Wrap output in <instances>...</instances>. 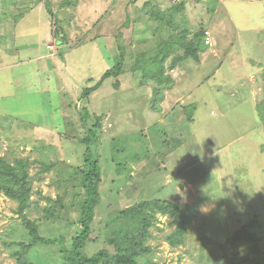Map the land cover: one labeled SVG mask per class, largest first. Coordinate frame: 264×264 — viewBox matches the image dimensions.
Here are the masks:
<instances>
[{
	"label": "rangeland",
	"instance_id": "rangeland-1",
	"mask_svg": "<svg viewBox=\"0 0 264 264\" xmlns=\"http://www.w3.org/2000/svg\"><path fill=\"white\" fill-rule=\"evenodd\" d=\"M252 1L243 5L248 13L260 6ZM220 22L231 27L216 0H0V158L26 164L30 200L22 215L39 236L61 238L68 249L77 228L85 194L73 172L85 148L69 138L84 136L76 113L87 100L102 117L92 239H104L119 210L155 196L177 204L189 226L183 244L171 247L175 224L157 215L144 263L210 264L234 252L264 259V70L250 65L264 66V15L241 12L239 40L233 30L223 39ZM199 31L213 46L198 44V59L168 71L163 100L151 108L156 86L130 71L135 59L176 34L196 44ZM176 48L172 57L183 56ZM120 52L124 73L85 99ZM238 55L246 68L231 63ZM47 199L61 201L54 216ZM17 209L0 193V264H16L13 252L30 241ZM244 227L256 240L226 241ZM60 249L35 246L28 258L67 264Z\"/></svg>",
	"mask_w": 264,
	"mask_h": 264
},
{
	"label": "trees",
	"instance_id": "trees-1",
	"mask_svg": "<svg viewBox=\"0 0 264 264\" xmlns=\"http://www.w3.org/2000/svg\"><path fill=\"white\" fill-rule=\"evenodd\" d=\"M183 8L184 6L181 4L180 6H176L175 11L179 9L183 10ZM164 29L168 32L166 28ZM201 37H203V32L199 31L194 37V41L196 42L194 44L187 41L185 36L180 37L176 34L173 37L160 41L152 53L139 55L135 59V63L130 71L140 75L142 82H152L156 86V90L153 92L150 100L151 108L155 109L163 100L161 88L165 84L166 73L177 68L182 60L191 57L198 59V44L202 45V49L213 46L211 38H205L203 42ZM185 43L188 44L185 45ZM178 45L183 48V56L172 57ZM121 50L123 51V49ZM122 53H119L114 65L105 71L95 86L84 90L83 97L85 99H87L91 92L97 90L104 80L108 78L116 79L124 73ZM169 57H172V59L168 63ZM81 102H83V106L80 110H77L76 115H78L85 133L82 137L80 136L81 133H78L77 136L69 139L85 148L83 151V164L80 167H74L73 172L76 178H80V187L84 190L85 196L78 203L79 219L77 228L70 237L68 249L62 248L61 238H54L52 240L39 236L37 226L22 215L28 207L30 200V181L29 174L26 172V164L16 162V166H11L4 159L0 158V193L6 198L17 202V213L21 217V225L30 238L28 243L18 244L23 252L20 250L13 252L16 264H35L28 258L32 247L52 246L56 244L60 245L63 260L67 264H146L144 263L145 255L151 251L146 242L150 237V228L154 227L157 223V215L162 217L168 216L172 219V223L175 224L174 232L166 237V241L170 246L177 247L182 245L189 226L182 209L171 201L155 196L148 201H141L128 208L119 210L109 220L110 223L108 225H116L109 228L104 239L91 238L94 209L99 202L98 188L101 182L100 168L98 166L99 156L97 155L99 152H97V148L93 150V146L99 141L102 117L90 112L87 100H82ZM192 109L189 110L190 113L186 109L187 117L192 115ZM51 167L48 166L45 169L48 170ZM47 200L50 204H54V207H48L46 213L54 216L55 207L57 205L62 207L61 201ZM245 230L246 227L243 230L235 231L231 238L226 241L235 245L244 241L250 242L251 239L256 240L245 233ZM99 242L103 244V247L91 252V245H97ZM132 245H141V247L130 250ZM257 247V245L254 246L255 249ZM210 264H264V259L239 255L234 252L222 259L213 260Z\"/></svg>",
	"mask_w": 264,
	"mask_h": 264
},
{
	"label": "crops",
	"instance_id": "crops-1",
	"mask_svg": "<svg viewBox=\"0 0 264 264\" xmlns=\"http://www.w3.org/2000/svg\"><path fill=\"white\" fill-rule=\"evenodd\" d=\"M203 1H207V0H203ZM217 3H218V6L222 9V11L224 12V15L228 21V24L232 27H228L227 25L224 24V22H220L219 24V29L222 30V36H223V39L226 38L227 36V32H230L231 30L235 31L236 34L235 36H237L238 40H239V32L240 30L238 29V25H237V21H240V13L243 12V14L248 17V14H257L259 16H263L264 15V0H260L259 3H260V6H257V8L254 9V12L252 13H248L249 11L252 10V8H243V5L245 6H248L250 5V2H253L252 0H216ZM237 20V21H236ZM259 30V29H257ZM256 31V30H255ZM15 32V31H14ZM13 32V33H14ZM241 33V32H240ZM218 38V37H217ZM216 39V38H215ZM214 38H213V41H216ZM264 40V39H263ZM222 39H221V43H218L216 44L217 47L216 49H211L209 51V53L212 55L213 58H217V55H218V50L220 49L221 47V44H222ZM240 47V46H239ZM238 47V54L242 53V49L241 47L239 48ZM242 56V54H241ZM238 55V57L240 58L239 60L237 61H231V63L234 65L236 64L237 66L240 65V68H246V64L244 62V57H241ZM237 57V56H236ZM252 61V59H251ZM247 64H249L247 61H246ZM254 64V65H257L259 67V71L264 70V66H262V63H259L258 61L256 60H253L251 64ZM221 66V65H220ZM217 69V68H216ZM216 69H215V72H216ZM218 71V69H217ZM218 73V72H217Z\"/></svg>",
	"mask_w": 264,
	"mask_h": 264
}]
</instances>
